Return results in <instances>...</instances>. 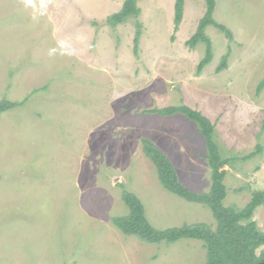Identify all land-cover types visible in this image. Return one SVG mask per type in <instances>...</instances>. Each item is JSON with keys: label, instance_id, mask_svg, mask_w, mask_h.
<instances>
[{"label": "rangeland", "instance_id": "1", "mask_svg": "<svg viewBox=\"0 0 264 264\" xmlns=\"http://www.w3.org/2000/svg\"><path fill=\"white\" fill-rule=\"evenodd\" d=\"M174 2L138 0L137 19L112 27L123 0H0V101L21 103L0 113V264H204L199 240L146 243L112 223L127 190L156 228L215 226L207 206L160 185L142 149L150 139L186 187L207 192L204 137L153 108L186 104L214 124L231 158L225 206L264 193V0H215L232 38L206 27L213 55L200 72L205 45L185 42L204 0H185L177 30ZM252 218L263 229L264 203Z\"/></svg>", "mask_w": 264, "mask_h": 264}, {"label": "trees", "instance_id": "2", "mask_svg": "<svg viewBox=\"0 0 264 264\" xmlns=\"http://www.w3.org/2000/svg\"><path fill=\"white\" fill-rule=\"evenodd\" d=\"M138 0H123L121 8L108 15L106 23L112 27L127 21L137 19L140 8ZM185 0L174 2V30H177L184 14ZM205 10L199 19L195 32L186 40L190 48L198 43L205 45L204 57L199 61L197 72L212 59V43L205 33L207 26H214L230 40L232 32L213 18L215 0H204ZM141 35V25L137 21L133 36V50H137ZM227 55L222 57L216 68L220 71L226 66ZM264 87V79L260 81L257 91ZM21 103L0 101V113L13 109ZM162 116L182 114L196 123L198 131L205 139L207 162L210 168V189L207 192H195L186 187L180 180L173 163L168 159L153 141L142 139V149L145 156L155 167L160 185L168 192L193 203L207 206L215 219V226L204 222L185 223L180 226L159 229L147 219L141 200L132 192L124 190L122 200L128 211L124 215L114 216L113 225L124 235L135 236L146 243H173L180 239H195L202 242L205 249L204 264H264V223L260 229L252 216L255 209L264 203V193L254 191L250 200L240 208L225 206L226 196L223 183L226 171L224 165L231 163V158L223 157L219 145L214 140V124L199 110L186 104L169 105L149 110ZM250 154L249 156H251Z\"/></svg>", "mask_w": 264, "mask_h": 264}]
</instances>
